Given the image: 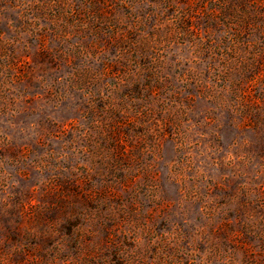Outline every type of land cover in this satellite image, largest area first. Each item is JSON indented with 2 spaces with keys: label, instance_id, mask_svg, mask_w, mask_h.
<instances>
[{
  "label": "rangeland",
  "instance_id": "1",
  "mask_svg": "<svg viewBox=\"0 0 264 264\" xmlns=\"http://www.w3.org/2000/svg\"><path fill=\"white\" fill-rule=\"evenodd\" d=\"M0 264H264V0H0Z\"/></svg>",
  "mask_w": 264,
  "mask_h": 264
}]
</instances>
